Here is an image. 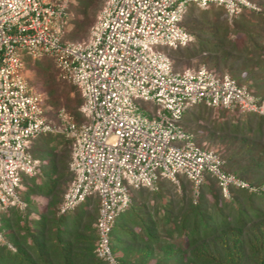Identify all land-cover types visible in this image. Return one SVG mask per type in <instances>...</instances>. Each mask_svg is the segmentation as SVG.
Listing matches in <instances>:
<instances>
[{"label": "built area", "instance_id": "1", "mask_svg": "<svg viewBox=\"0 0 264 264\" xmlns=\"http://www.w3.org/2000/svg\"><path fill=\"white\" fill-rule=\"evenodd\" d=\"M72 2L0 0V243L2 217L26 209L23 177L35 176L39 167L32 142L62 134L71 142L72 181L58 213L96 196L94 254L108 264H127L115 258L110 234L133 190L153 191L160 178L176 182L185 176L197 193L206 173L226 198L231 186L254 190L226 173L214 150L192 142L181 120L198 104L264 116V102L227 73L216 75L205 66L174 70L160 48L193 41L181 26L190 5L221 7L228 21L256 7L249 0H108L87 42L63 43ZM25 56L53 60L59 78L80 91L85 122L76 124L63 112L59 124L47 120L42 96L23 76ZM135 100L152 102L154 114L141 111Z\"/></svg>", "mask_w": 264, "mask_h": 264}, {"label": "trees", "instance_id": "2", "mask_svg": "<svg viewBox=\"0 0 264 264\" xmlns=\"http://www.w3.org/2000/svg\"><path fill=\"white\" fill-rule=\"evenodd\" d=\"M249 1L258 9H244L231 21L225 17V21L212 22L207 16H203L200 24L186 20L191 14L192 7H195L188 6L181 26L193 36V41L186 46L167 49L172 50L170 53L172 56L166 50L165 52L170 57L174 70L181 58L191 60L196 57H201L203 62L210 64L212 68H206L216 75L226 73L216 69H228L230 72L234 70L235 75H229L239 85L244 84L258 99V103H262L264 70L261 73L255 68H259L261 62H264L259 58L264 52V45H261L264 42V0ZM218 8L225 15L223 8ZM201 10L203 13L206 12L205 9ZM246 13H249L251 23L246 20ZM235 33H241L243 37L233 38L231 35ZM256 52L261 54L256 55ZM47 87L52 104H59L62 95L51 85ZM65 97H68L67 93ZM80 102L83 103V97L77 100V104ZM66 105L70 110L69 104ZM196 106L213 109L203 104L193 107ZM189 110L183 115L181 126L191 135V141L197 144L194 135L185 125ZM217 110H221L224 115L232 113L233 116L232 120H218L213 125L214 131L220 133L219 139L217 136L214 140L218 139L220 143L225 142L226 145L221 153L215 151L224 161L223 170L244 180L254 190L231 186L229 196L226 198L216 179L206 173L203 184L197 193H194L191 182L185 176H179L186 180L190 190L183 188L175 201L163 206L160 218L158 215L143 216L130 193V205L116 218L110 234L112 252L119 262L264 264V116L242 113L237 109ZM72 113L83 116L80 111L73 110ZM237 114L243 116L238 118ZM44 115L47 120L60 123L58 115L53 120L45 111ZM50 135L57 134L39 136L32 145L36 140ZM66 143L71 146L69 140ZM44 149L48 150V147L45 146ZM50 149L53 153L49 154L45 163L42 162L43 158L31 153L39 160V167L35 176L23 177L21 190V198L26 202L25 211L30 210L35 204L31 197L42 196L48 202L41 207L36 204L32 207L38 216L36 221L26 215L21 217L23 213L15 209L2 217L1 229L5 243H0V264H108L96 258L94 254L97 241L94 228L96 219L91 227L92 221L88 220L90 217L87 215L88 204L94 197L86 198L72 211L58 213L65 192L61 195L60 202H55L56 187L60 171L66 164L56 153L55 148ZM70 161L67 164V172L72 177ZM162 180L167 179L160 178L154 192ZM94 202L98 208L97 198ZM12 214H16L14 227L19 230L18 234L13 231L10 224ZM7 244L14 247L13 252L8 249Z\"/></svg>", "mask_w": 264, "mask_h": 264}, {"label": "rangeland", "instance_id": "3", "mask_svg": "<svg viewBox=\"0 0 264 264\" xmlns=\"http://www.w3.org/2000/svg\"><path fill=\"white\" fill-rule=\"evenodd\" d=\"M107 1L108 0H73V2L70 4L68 9V16L66 20L67 25L63 28L62 42L63 43L87 42L90 38L91 27L97 21V18L99 17ZM254 1H259V0H254ZM204 11H206L204 12L205 15L203 13V10L198 9L196 7H192L191 14L188 16V18H186V20L187 21L192 20L195 23L200 24L203 16H207L212 22L225 21V15L223 11L218 7L215 6L209 7L208 10L205 9ZM248 15L249 13L245 14L246 20H249V22L251 23L252 20ZM238 24L242 26L241 23ZM240 34L241 33H235L232 34L231 36L233 38L239 37L240 39V37L242 36ZM261 45L263 46L264 42H262ZM160 49L163 51L166 50L168 54H170L172 51V50H167L165 47H162ZM257 54H259V52H256V55ZM170 56L172 55L170 54ZM259 58L264 61V52L261 54ZM23 63H24V69L22 72L23 76L27 81L29 87L33 91L39 93L42 96L44 111L47 113V116L49 118H52L53 120V118L55 119L56 115H58L60 112H63L67 116H69L74 122L77 123L85 122V117H83L81 114L75 115L72 113L73 110L79 112V107L81 106L80 105L81 102L78 105L77 100H81L82 98L80 91L72 84L59 78L53 60L50 57H43L38 60H32L29 57L25 56L23 58ZM261 63L262 64L260 65V67L255 69H257L262 73V71L264 70L263 69L264 62ZM200 66L212 68L210 64L208 65L207 63L203 62L201 60V57H196L191 60L181 58V60L175 66V70L178 72H183L184 70L196 69ZM216 70L220 72L221 71L226 72L227 74L230 75H233L235 72L234 70L233 72H230L228 71V69H216ZM242 75H244V72ZM47 85H51L55 90L58 91L59 94L62 95V99L60 100L59 104L57 105L52 104V97L49 94ZM66 93L68 97H65ZM66 104H69L70 110H68ZM135 104L141 111H144L147 114H154L155 112V105L152 102H143L142 100H135ZM201 109L203 108L200 106H196L189 110L188 113L190 116L187 115L186 117L187 119V122H185L186 128L194 135L195 142L197 144L221 153L226 145L225 142L223 143L219 142L218 139L220 133L218 131H214L215 129L213 125H215L218 120H232L233 119V116L231 115L232 113H227L226 115H224V113L221 110H217V109L201 110ZM238 116L239 115L237 114L236 117ZM242 116L243 115H240L238 118ZM60 135L57 134V135L42 137L41 139L36 140L33 143L32 147L30 148L31 153L34 156L43 158L42 161L43 163H45L44 161L48 160L49 154L53 153V151L51 152L50 148H55L56 153L59 154V157L66 164L64 169H62L59 174L60 175L59 183L57 184L56 187L57 198H55V202L57 203L60 202L61 195L67 190L72 180L71 175H69V173L67 172L68 171L67 164L71 159L72 149L70 144L66 143L68 139L64 135L62 134ZM211 135H213V137H211ZM217 136L218 139L214 140ZM45 146L48 147V150L44 149ZM39 180H41L40 177ZM183 188H185L187 191L190 190L189 184L186 182V180L182 177L180 178L178 177L176 182H172L170 180H162L159 184L158 189L155 192L146 189H139V190H133L131 192V195L132 198H134L137 206L139 207V210L143 213L142 214L143 216L152 215L155 217L158 215V217L160 218V215L162 214L163 206L168 205L170 201H175V199H177L178 196L181 195ZM92 197H94V199L96 198V196H92ZM94 199L92 198L87 208V212H88L87 215L90 217V219L88 220L92 221L91 227H93V222L96 219V215H97V207H96L97 203L94 202ZM31 200L36 205H39V207L44 206L48 202V200L42 196L31 197ZM32 207L28 211L26 210L21 212L23 213L22 215L20 214L19 215L21 217L23 215H26V217L29 216L33 221H36V219H38V216L35 215L36 213L34 212V210H32L33 209ZM75 211H77V209ZM15 216L16 214L11 215L10 224L13 226V231L16 234H18L19 230L14 227V223L16 220ZM7 247L10 251L12 252L14 251V247L11 246L10 244H7Z\"/></svg>", "mask_w": 264, "mask_h": 264}]
</instances>
